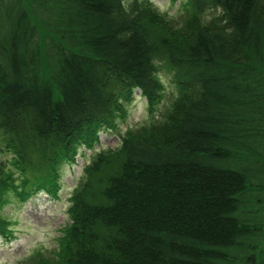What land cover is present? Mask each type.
Returning <instances> with one entry per match:
<instances>
[{
	"label": "trees",
	"instance_id": "obj_1",
	"mask_svg": "<svg viewBox=\"0 0 264 264\" xmlns=\"http://www.w3.org/2000/svg\"><path fill=\"white\" fill-rule=\"evenodd\" d=\"M184 3L173 30L148 0H0V208L56 197L134 88L148 113L82 167L58 247L20 264H264V0Z\"/></svg>",
	"mask_w": 264,
	"mask_h": 264
},
{
	"label": "rangeland",
	"instance_id": "obj_2",
	"mask_svg": "<svg viewBox=\"0 0 264 264\" xmlns=\"http://www.w3.org/2000/svg\"><path fill=\"white\" fill-rule=\"evenodd\" d=\"M131 0H124L129 3ZM154 7L170 22L173 30L184 29L186 24L185 0H148ZM212 13V12H211ZM165 87L163 102L169 104L175 94L170 80L169 72L161 70L159 73ZM127 107V117L115 124V129L99 132V142L94 149L79 148L76 163L74 165H63L60 168L61 187L56 197L48 194H37L25 203L13 200L14 194H9L5 203L0 208V215L10 221L8 235L0 236V264H20L29 259L35 251L50 254L57 248L60 229L69 221L66 209L69 206L68 198L72 189L78 184L81 173L80 167L89 162L91 154L101 150L114 147L119 143L120 135L130 127L143 123L148 118L146 103L138 90ZM162 108L154 117L161 118ZM11 157V155H10ZM3 159L2 155L0 157ZM8 223V221H6Z\"/></svg>",
	"mask_w": 264,
	"mask_h": 264
}]
</instances>
